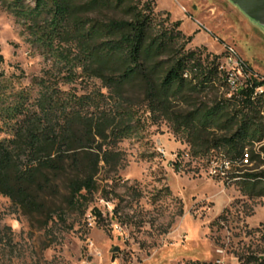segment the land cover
<instances>
[{"label":"trees","instance_id":"trees-1","mask_svg":"<svg viewBox=\"0 0 264 264\" xmlns=\"http://www.w3.org/2000/svg\"><path fill=\"white\" fill-rule=\"evenodd\" d=\"M4 4L56 68L35 79L36 91L13 92L0 72V194L23 214L48 222L68 209L84 213L99 171L121 166L118 143L133 133L142 107L168 121L194 153L212 151L209 164L229 161V178L244 194L264 196V172L244 173L249 166L241 165L245 152L251 165L264 160V82L243 61L248 76L234 86L217 55L188 48L192 37L181 23L158 17L155 0ZM78 74L101 88L63 90L61 82ZM247 262L264 264V255Z\"/></svg>","mask_w":264,"mask_h":264},{"label":"rangeland","instance_id":"rangeland-1","mask_svg":"<svg viewBox=\"0 0 264 264\" xmlns=\"http://www.w3.org/2000/svg\"><path fill=\"white\" fill-rule=\"evenodd\" d=\"M6 1L0 0V72L13 92L36 91L35 79L55 71L54 60ZM155 12L179 21V30L192 37L187 47L217 55L236 79L251 71L264 76V24L232 1L155 0ZM229 47L248 75L228 63ZM60 85L78 94L101 88L81 74ZM136 119L133 133L118 143L121 166L99 171L84 213L68 209L47 222L0 194V264H249L250 255H264V196L244 194L237 177L213 176L212 151L194 153L182 134L145 107ZM247 169L264 172V160Z\"/></svg>","mask_w":264,"mask_h":264},{"label":"built area","instance_id":"built-area-1","mask_svg":"<svg viewBox=\"0 0 264 264\" xmlns=\"http://www.w3.org/2000/svg\"><path fill=\"white\" fill-rule=\"evenodd\" d=\"M231 48H232V56H228L227 61H228V63H232V62L235 63L237 65L238 71L243 72V69L241 67L242 61L237 58L235 49L233 47H231ZM230 73H233V72H230ZM257 78L264 82V76H258ZM244 80H245V78H244ZM229 81L234 86L237 83V80H229ZM259 88H264V84L262 86H260ZM241 165L242 166H250L251 165L250 155L248 154V152L243 154ZM210 168L213 171V176L219 177L221 179H229V175H228V171H227L228 169H230V162L229 161H225L223 166L218 164L217 161H212V162H210ZM84 264H99V263L94 261V260H88Z\"/></svg>","mask_w":264,"mask_h":264},{"label":"water","instance_id":"water-1","mask_svg":"<svg viewBox=\"0 0 264 264\" xmlns=\"http://www.w3.org/2000/svg\"><path fill=\"white\" fill-rule=\"evenodd\" d=\"M236 4L251 20L264 24V0H230Z\"/></svg>","mask_w":264,"mask_h":264},{"label":"bare ground","instance_id":"bare-ground-1","mask_svg":"<svg viewBox=\"0 0 264 264\" xmlns=\"http://www.w3.org/2000/svg\"><path fill=\"white\" fill-rule=\"evenodd\" d=\"M228 56H232V48L231 47L228 48ZM235 76L236 75L234 73H229V80H237V83L239 84V82H238L239 80L236 79ZM258 92L259 93H263L264 92V88H258ZM248 154H249V152H248Z\"/></svg>","mask_w":264,"mask_h":264}]
</instances>
